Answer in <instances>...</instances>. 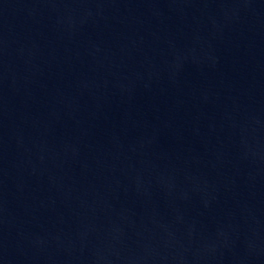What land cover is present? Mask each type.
Masks as SVG:
<instances>
[{
  "label": "water",
  "instance_id": "95a60500",
  "mask_svg": "<svg viewBox=\"0 0 264 264\" xmlns=\"http://www.w3.org/2000/svg\"><path fill=\"white\" fill-rule=\"evenodd\" d=\"M0 264H264V0H0Z\"/></svg>",
  "mask_w": 264,
  "mask_h": 264
}]
</instances>
